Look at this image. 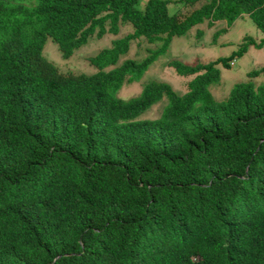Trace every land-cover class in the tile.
I'll return each mask as SVG.
<instances>
[{"label":"trees","instance_id":"obj_1","mask_svg":"<svg viewBox=\"0 0 264 264\" xmlns=\"http://www.w3.org/2000/svg\"><path fill=\"white\" fill-rule=\"evenodd\" d=\"M140 1L0 0V264H264V81L252 82L264 67L222 101L209 88L218 66L264 45V0H205L184 19L170 0ZM244 15L258 43L169 63L193 76L186 93L153 81L118 96L173 38ZM122 26L133 31L89 58L90 75L43 56L47 39L68 59ZM138 39L160 46L121 61Z\"/></svg>","mask_w":264,"mask_h":264},{"label":"rangeland","instance_id":"obj_2","mask_svg":"<svg viewBox=\"0 0 264 264\" xmlns=\"http://www.w3.org/2000/svg\"><path fill=\"white\" fill-rule=\"evenodd\" d=\"M169 4L172 12H175L180 19H184L190 12L198 8L205 0L198 3L194 7L189 5H180L178 0ZM147 0H141L138 9L143 10ZM224 29H226L224 31ZM220 30V31H219ZM130 26H122L117 36L106 34L103 38L97 39L92 37L88 43L75 51L68 59H64L55 43L51 39H47L43 47V56L51 63L59 72V74L67 75H90L94 72L89 65V58L94 57L104 48H109L114 39L121 38L132 32ZM223 31V32H222ZM216 32H222L213 40ZM251 37L255 42L262 38V33L255 27L252 21L243 16L237 19L228 29L225 22H218L209 28L207 22L198 25L190 30L186 35L175 37L172 39L169 48L162 53L157 60L150 66L144 74L141 83L125 85L119 92L118 96L122 99H130L136 97L141 92L142 87L152 81L168 83L176 94L181 95L186 90L189 78L178 76L169 62L180 61L182 63H209L218 58H226L232 52L236 51L242 43L244 37ZM160 43L149 44L145 39H138L131 42L129 51L121 61L133 59L141 61L150 53L156 50ZM264 67V45L261 48L251 47L248 52L240 59H235V66L225 69L218 66L221 74L220 83L210 86V91L216 101H222L227 98L231 88L238 83L250 81L247 73L256 71ZM264 80V75L252 80L253 83L260 84ZM166 104L165 100L153 106L139 119L154 120L157 119Z\"/></svg>","mask_w":264,"mask_h":264},{"label":"clouds","instance_id":"obj_3","mask_svg":"<svg viewBox=\"0 0 264 264\" xmlns=\"http://www.w3.org/2000/svg\"><path fill=\"white\" fill-rule=\"evenodd\" d=\"M170 1H171V3H175V2H176V1H172V0H170ZM178 2H179V3H177V4L182 5V3H180V0H178ZM171 3H170V4H171ZM168 7H169V6H168ZM169 11L172 12V11L170 10V8H169ZM192 11H193V10H192ZM174 13H175V12H174ZM177 17H178V16H177ZM178 18H179V17H178ZM204 22H207V21H204ZM204 22H203V23H204ZM218 22H224V21H217V22H214L212 25H208V23H207V26H209V28H211V27H213V26H214L216 23H218ZM203 23H202V24H203ZM197 26H198V25H197ZM197 26H195V27H197ZM195 27H193V28H195ZM226 27H227V24H226ZM193 28H192V29H193ZM192 29H191V30H192ZM227 29H228V27H227ZM225 30H226V29H224V31H225ZM219 31H220V30H219ZM222 32H223V31H222ZM222 32H221V33H222ZM216 33H217V32H216ZM216 33H215V34H216ZM221 33H220V34H221ZM215 34H214V35H215ZM112 36H113V35H112ZM218 36H219V35H218ZM218 36H217V37H218ZM213 37H214V36H213ZM217 37H216V38H217ZM261 39H262V38H260L259 41H260ZM213 40H214V38H213ZM215 40H216V39H215ZM242 40H243V39H242ZM88 41H89V40H88ZM259 41H258V42H259ZM258 42H256V43H258ZM170 44H171V43H170ZM169 46H170V45H169ZM169 46H168V48H169ZM57 47H58V46H57ZM251 47H253V46H251ZM251 47H249V48H251ZM168 48H167V49H168ZM79 49H80V48H79ZM58 50H59V49H58ZM248 50H249V49H248ZM59 52H60V51H59ZM247 52H248V51H247ZM247 52H246V53H247ZM74 53H75V52H74ZM74 53H73V54H74ZM60 54H61V53H60ZM244 55H245V54H244ZM157 58H158V57H157ZM157 58H156V60H157ZM241 58H242V57H241ZM218 59H219V58H218ZM132 60H133V59H132ZM142 60H143V59H142ZM142 60H141V61H142ZM156 60H155V61H156ZM216 60H217V59H216ZM155 61H154V62H155ZM154 62H153V63H154ZM171 62H172V61H171ZM212 62H213V61H212ZM153 63H152V64H153ZM169 63H170V62H169ZM152 64H151V65H152ZM185 64H189V65H191V64H193V63H185ZM201 64H202V63H201ZM205 64H207V63H205ZM151 65H150V66H151ZM168 65H169V64H168ZM150 66H149V68H150ZM234 66H235V59H234V60H231V61L229 62V68H228V69L233 68ZM169 67H170V66H169ZM149 68H148V69H149ZM170 68H171V67H170ZM223 68H224V67H223ZM148 69H147V71H148ZM172 69H173V68H172ZM225 69H227V68H225ZM173 70H174V69H173ZM147 71H146V72H147ZM146 72H145V73H146ZM174 72H175V71H174ZM145 73H144V74H145ZM175 73H176V72H175ZM247 74H248V73H247ZM263 75H264V74H263ZM143 76H144V75H143ZM143 76H142V78H143ZM178 76H179V75H178ZM180 77H182V76H180ZM142 78H141V80H140L139 82H132V83L124 84L123 87H124L125 85H129V84H138V83H141ZM183 78H189V80H188V82H187V85H188L189 81L193 79V76H188V77H183ZM220 80H221V74H220ZM252 80H253V79H252ZM263 81H264V80H263ZM263 81H262V82H263ZM152 82H153V81H152ZM154 82H157V81H154ZM262 82H261V83H262ZM158 83H165V82H158ZM219 83H220V81H219ZM219 83H218V84H219ZM261 83H260V84H261ZM166 84H168V83H166ZM255 84H256V83H255ZM145 85H146V84H145ZM145 85H144V86H145ZM168 85H169V84H168ZM187 85H186V90H185L184 93H186L187 90H188V89H187ZM216 85H217V84H216ZM256 85H259V84H256ZM144 86L142 87L141 92H142ZM169 86H170V85H169ZM123 87H122V88H123ZM170 87H171V86H170ZM122 88H121V89H122ZM171 88H172V87H171ZM209 88H210V87H209ZM172 90H173V89H172ZM173 91H174V90H173ZM119 92H120V91H119ZM119 92H118V94H119ZM141 92H140V93H141ZM174 92H175V91H174ZM210 92H211V91H210ZM140 93H139V94H140ZM184 93H183V94H184ZM181 95H182V94H181ZM212 95H213V94H212ZM136 97H137V96H136ZM133 98H134V97H133ZM121 99H122V98H121ZM130 99H131V98H130ZM124 100H125V99H124ZM127 100H129V99H127ZM163 100H165V99H163ZM159 103H160V102H159ZM157 104H158V103H157ZM155 105H156V104H155ZM155 105H153V106H155ZM153 106H152V107H153ZM152 107H151V108H152ZM151 108H150V109H151ZM146 112H147V111H146ZM146 112H145V113H146ZM160 114H161V113H160ZM142 115H143V114H142ZM142 115H141V116H142ZM141 116H140V117H141ZM159 116H160V115H159ZM140 117H139V118H140ZM154 120H155V119H154ZM194 261H198V259H197V258H194Z\"/></svg>","mask_w":264,"mask_h":264}]
</instances>
